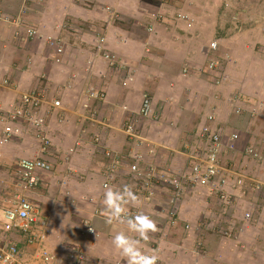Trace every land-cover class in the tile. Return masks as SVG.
Wrapping results in <instances>:
<instances>
[{"label": "crops", "instance_id": "0c3cea01", "mask_svg": "<svg viewBox=\"0 0 264 264\" xmlns=\"http://www.w3.org/2000/svg\"><path fill=\"white\" fill-rule=\"evenodd\" d=\"M32 3L35 1L0 0V14L5 17L0 19V75L12 78L16 87L0 88V100L9 103L21 92L45 87L49 99L62 102L61 109L53 110L49 103L43 109L48 119L52 151L65 153L75 142L81 144L69 164L64 161L56 168L61 173L59 191L65 195L60 193V198L66 207L58 215L49 210L47 201H43L41 213L53 230L49 240L63 236L69 239L70 245L84 244L82 250L94 255L96 260L110 258L112 263L126 264L113 247L112 238L120 231L136 235L127 226L106 224L103 211L99 210L103 205V184L116 156L121 164L112 186L122 187L126 179L130 181V167L136 163V156L142 157L139 167L143 171L153 169L172 175L184 172L196 159L197 154L190 148H195V143L200 145L198 133L208 123V117L214 116L212 109L216 116L209 123L211 127L221 129L226 135L236 132L240 135L234 152L223 150L221 160L225 168L227 163L232 165L227 160L234 159L247 141L264 154V131L260 124L254 128L256 124L252 122L253 127L248 131H238L236 120H231L237 108L251 115L252 109L264 102V3H253L243 10L245 15H255L256 20L244 18L240 33L229 37L232 29L228 31V25L221 19L220 0H45L43 17L39 13V18L34 19L62 41L65 51L59 63L48 45L40 43L46 36L34 38L31 48L23 44L27 42L24 35L22 43L12 42V33L23 28L17 20L21 16L34 15V9L28 7ZM89 6L95 8L91 10ZM168 15L173 19L166 17ZM184 16L186 18H181ZM99 35L105 37L106 51L127 67L111 65L103 59L95 48ZM213 41L219 45L216 50L209 48ZM9 42L12 43L9 45ZM218 52L222 57L224 78H227L215 84L219 77L216 71H208L207 76L201 68L210 58L216 59ZM185 68L189 69L186 73ZM89 86L105 92L107 98L91 102L85 110L83 103ZM144 95L151 96L156 116L139 119L136 140L128 137L123 127L140 109ZM230 96L234 104L225 100ZM49 111L52 112L48 114ZM180 129L186 130V135ZM25 147L28 158L53 161L50 152H43L35 138L17 139L2 149L10 158H22ZM240 153L244 163L248 158L244 157V152ZM250 163L249 175L243 164L234 168H240L249 177L264 180V169L255 167L253 160ZM44 176L41 174L42 180ZM40 186H44V181ZM160 189H154L152 197L157 199L150 203L147 200L151 197L137 189L140 204L129 207V210L143 211L156 222L158 231L151 233L150 242H142V246L144 251L158 255V264H264V207L261 212L254 208L256 200L264 203L260 198L264 197V191L246 188L242 194L235 193L236 199L246 204L243 209L257 213L253 224L245 227L242 215L238 225L227 227L226 222L213 225L215 231L217 227L235 230L245 227L240 239L233 241L218 234L216 237L200 229L204 221L199 222L197 236L202 237L206 248L199 249V244L192 246L181 240L178 230L196 214V204L186 201L187 209L179 216L178 227L169 229L167 222L156 215L160 214L157 202L162 198ZM39 195L44 198L43 194ZM209 198H205L204 207H213ZM88 199L90 206L82 203ZM84 210L88 213H82ZM78 226L80 231H85L84 236L94 241L86 244L72 240L71 235L65 237L67 231L71 232L73 227L76 231ZM90 226L96 234H90L87 230ZM53 227L61 229V235ZM239 241L246 246H239Z\"/></svg>", "mask_w": 264, "mask_h": 264}, {"label": "built area", "instance_id": "2783aa9c", "mask_svg": "<svg viewBox=\"0 0 264 264\" xmlns=\"http://www.w3.org/2000/svg\"><path fill=\"white\" fill-rule=\"evenodd\" d=\"M259 1V0H256ZM226 6H229L226 4ZM5 18L0 14V19ZM181 18H186L181 17ZM18 23L21 20H17ZM26 38H36L39 31L35 28L25 27L23 31L17 30L15 36ZM45 41L49 49L55 55V61L59 63L61 56L64 54L65 47L62 41L54 36L48 35ZM95 48L101 54L103 59L109 64H118L121 68L126 67L124 64L116 59V56L105 49V37L99 35L96 38ZM210 49H218V43L213 41L210 43ZM207 71L215 72L218 69V62L210 58L207 62ZM189 71L184 69V73ZM216 84H220L224 77H218ZM0 88L16 89L15 84L10 78H0ZM107 95L93 86H89L85 91V100L83 108L88 110L90 103L94 101H104ZM50 104L53 110L61 109V100L49 99V91L44 88L38 90L21 92L17 99L12 102H5L0 100V148L9 145L23 135V126L26 125L32 132L33 137L39 142L43 152L52 147V140L48 133V119L43 112L44 106ZM127 108L124 111L127 112ZM52 111H49L51 113ZM236 114H241L242 109L237 108ZM252 114H264V102L259 103L252 109ZM156 116L154 105L151 96L144 95L142 104L136 115L124 123V132L128 137L138 139L137 125L140 118H148ZM214 116L208 117V123L203 125L198 133V137L204 142V153L197 155L190 165V168L181 175H172L170 173H157L153 169L141 170L139 162L141 156H136V163L130 167V172L137 175L140 181L141 189L148 196L154 194V189L157 185L168 186L172 190L170 197V208L167 212L169 224L175 227L178 224L177 209L181 198L186 190V186L190 185L192 188H203L210 192L217 193L220 202L223 205H230L232 199L228 191L232 188L241 189L247 184L248 179L246 173L241 170H231L222 166L223 150L234 152L239 141V133H231L226 135L222 130H215L210 126V122L214 120ZM80 146L79 142H75L72 148L64 155V161L69 162V159L77 151ZM153 153V151H150ZM244 155L247 158L264 161L263 155L254 147L247 146L244 149ZM67 164V163H66ZM121 164L118 156L115 157L112 165L108 170L107 180L103 184L112 185L116 181L117 169ZM27 165H31L28 167ZM54 169L53 164L40 157L22 158L17 165V190L6 198L0 206V264H58L57 257L48 249V241L52 235V227L49 222L44 219L40 208L28 196L30 192L34 191L41 181V174L52 173ZM254 190L264 191V183L262 181H254ZM3 188V183H0V189ZM20 188V189H19ZM19 189V190H18ZM25 191V193L23 192ZM131 215H135L138 210H129ZM253 218V211L246 210L242 216L243 221L250 223ZM115 223V222H114ZM117 225L124 226L126 224ZM216 230L223 237H228L232 229L219 228ZM90 234H96V231L91 226L87 229ZM243 230V229H242ZM199 249H202V244L199 243ZM77 263L83 264L86 257L77 253L73 256ZM119 264V263H118Z\"/></svg>", "mask_w": 264, "mask_h": 264}, {"label": "rangeland", "instance_id": "374dc122", "mask_svg": "<svg viewBox=\"0 0 264 264\" xmlns=\"http://www.w3.org/2000/svg\"><path fill=\"white\" fill-rule=\"evenodd\" d=\"M34 1H35V3H32L31 7L28 6L29 8L34 9V13H32L34 15L33 16L31 15L29 17L25 15V16L20 17V20H21L20 27H23V28H21V31H23L25 27L35 28L39 31V35H41V37L42 36H48V35H50L51 29L46 28L43 24H41V25L38 24L37 22H35V19H34V18H37V19L39 18V13L42 14L41 18L43 17L42 9L44 7L45 0H34ZM220 1H221V4H220L221 19L225 20L224 21L225 25H228V27L226 28L228 31L230 29H232L231 32H229V37H231L233 33H235V34L240 33L239 30H241L242 21L244 18L245 19L252 18V21L256 20V19H254L255 15H252V14H251V16L245 15L243 10H245V9L247 10L248 8H250L253 3H262V2L264 3V0H259V1H256V0H220ZM213 4L215 5L214 2H213ZM213 4H212V6H213ZM226 4L229 6H226ZM92 8L94 9L95 7L92 6ZM92 8H90V6H89V9L92 10ZM39 11H41V12H39ZM28 14H30V13H28ZM166 17H168L169 19H173V17L170 15H168ZM262 21L264 24V18H262ZM250 22H251V19H250ZM120 23H123V21H120ZM1 24H4V23H1ZM247 24H249V22H247ZM46 31L48 32V34L43 35L42 32H46ZM15 33L14 34L12 33V35H14V37L13 36L11 37L12 42L22 43L24 41L23 37L17 38V36H15ZM51 35H53V34H51ZM25 40L27 42H23V44H26L27 47L31 48V45L33 44V40H35V39L34 38H26ZM42 40L43 39H41L40 43L47 44V42L45 40L44 41H42ZM12 42H9V45ZM219 53L220 52H218L216 55L217 60L215 59L216 61H218V69L215 73H217L219 75V77H224L222 57ZM21 56H22V54H21ZM27 61L28 60H25L26 64H27ZM120 62L125 65V63L122 60H120ZM206 66H207V64L201 68L202 69L201 71H202V73L209 76V73L207 71ZM3 75L4 74H1L0 77H3ZM3 78H7V75H4ZM10 79H11V81H13L12 78H10ZM217 79H219V78H217ZM215 82H216V79H215ZM6 90H8V89H6ZM14 99H17V96ZM225 100L227 102H229L230 104L235 103L233 101L232 96H230V98H225ZM252 104H254V103H251V105ZM211 112L214 114V116H216L215 115L216 111L214 109H212ZM233 114H234V112H233ZM150 119H148V120H150ZM231 120H233V121L236 120V125H238V126L237 127L235 126V129H238V131L240 129L242 131H246V130L248 131L251 127H253L252 122L256 124V126H254V128H256L258 126V124H260L261 130L264 131V114L254 115L251 112V115H250V114H247L246 112L245 113L241 112V114L239 116L234 114L233 117L231 118ZM21 126H23L24 132H23V135L21 137H19L18 139L25 140L28 138H34L32 132L29 130V128L26 125H21ZM213 129L216 130L217 128H213ZM180 130H181V132H183L186 135V132H187L186 130H184V131H182V129H180ZM219 130H221V129H219ZM196 131H195V134L197 133ZM194 138L196 140L198 139V137H194ZM198 140L200 142L199 143L200 145L198 146V144L195 143L194 144L195 148L191 147L190 150L191 151L193 150L194 153L197 155L198 154L202 155L204 153V150H203L204 149V142L201 139H198ZM16 142H14V144ZM252 145H254V144L250 143L249 141L244 143L241 146L240 150L237 152V155H234L235 158L233 159L230 157V159L227 160L232 164V165H230L227 163V169L235 170L234 166L236 167V165L240 166L241 164H243L244 166H246L245 170H246L247 174L249 175L250 173H248V169L250 168V164L252 165V163H250V162L253 159L248 158L247 161L244 160L245 162L243 163V159H241L243 157L240 156L241 155L240 152L241 151L243 152L245 147H247V146L253 147ZM72 146L70 148H72ZM80 146H81V144H80ZM197 147H199V148H197ZM255 147H258V145H255ZM26 150H27V148L24 149V152H23L24 154H23L22 158H28V156H27L28 152H26ZM46 152L47 153L50 152L49 155H50V158L53 159V161L49 160V162L51 164H53L55 166V168L53 169L52 173L43 174V175H45L44 177H42L43 180L41 179L37 188L34 191L30 192L28 196L30 197V199L35 204H37V206L40 208V210H42V206L44 205L43 201H47L48 202L47 206L49 207V210L51 209V212L59 215V213L62 212L66 206H65V204H63L64 202H62L63 201L62 198H60L61 197V195H60L61 191H59L60 190L59 182L61 181V176H60L61 173H58L56 168L61 163L64 164V154L66 152L63 153V152H57L55 150L52 151V147L49 148V150H47ZM244 157H245V155H244ZM263 157H264V154H263ZM22 158H18L17 156L10 158V155L8 156V153H5L4 149L0 148V183H3V188L0 189V206H1V203H3L5 201L6 198L10 197V195L14 192V190H17V188L15 187L16 183H18V179L16 176L17 165H18L19 160ZM253 161H255V167H257L258 169H260V168L264 169V161H256V160H253ZM69 162H67V163L69 164ZM223 165H225V164L222 162V166ZM241 168L243 169V167H241ZM239 169L240 168H238V169L236 168V170H239ZM186 171L176 173L175 175H181V173L185 174ZM62 173L64 176L65 172H62ZM130 177H131L130 181H127V179H126L125 185L131 186L132 190L138 195L137 189H138V191H139V189L142 190L141 185H140L141 183L138 180L137 175L132 174V175H130ZM247 177L249 179H252V180H248L247 184H245L246 185L245 187L249 188V189L250 188L254 189V186H255L254 181H264L262 178H259V177H254V176L253 177L247 176ZM42 181H44L43 187L40 186ZM127 182H129V184ZM134 182H136V185L134 184ZM100 185H101V183H99V185H98L99 186L98 190L100 189ZM247 186H249V187H247ZM157 188L158 189L161 188L160 192L162 194H160L161 195L160 197H162V198L157 201L158 205H159V213L160 214L157 213L156 215H157V217L159 215L160 219L167 222V225H168L167 227H169V229L177 228L178 224L175 227H172L169 224V220L167 218V212L169 211V208L171 206V204L169 202H170V197L172 195V190H170L168 188V186H162V185L161 186L157 185V187L155 189H157ZM246 188H241V189L232 188V190H230V191H232L231 193H230V191H228L230 193L229 195L232 199V203L230 205H223V204H221L219 195L217 193L210 192V191H208V192L203 191L205 189H203V188H192V187H190V185H187L186 190H185V192L181 198L180 204L178 205V209H177L178 221L180 220L179 216L184 215V213H182V211L184 212V209L185 210L187 209L185 207L186 201L191 202V200H192L193 203L196 204L195 206L197 208H196V214H194L188 222H183L184 224L180 227V229L178 228V230L180 231L181 236H182L181 240L188 241V242L192 243V246H195V245L197 246L199 243H201L202 249H203V247H204V249H206L204 246V242L201 239L202 237L197 236V232L199 229L198 225H200L198 223L202 222V221H204V222L201 223L202 225L200 226V229L204 228L206 232H209L210 234H214V235H216V237L218 235L223 237L221 234L218 233V231L213 230V225L216 224L219 226V223H221L223 225V222L227 223L226 224L227 227L230 225H234V224L238 225L240 216L244 215L245 211L247 209H243L244 208L243 206H245L246 204L239 201L240 199H236L235 193L242 194V192L246 191ZM23 192L25 193V191H23ZM100 192H101V189H100ZM142 192H143V190H142ZM261 192L263 193V191H261ZM39 194H43L44 198L40 197ZM61 194L63 196L65 195L64 192H62ZM58 195H60V196L58 197ZM152 196H150L151 198H150V200H147V202L150 203L152 200L157 199L155 197L153 198ZM209 197L211 198V201H213V207H211V208H209L208 206L204 207L205 198H209ZM260 198L264 199V197L262 195ZM56 199H57V201H56ZM82 203H86V204L88 203V206H90L89 205L90 204L89 199L82 201ZM72 205L75 206L76 204H72ZM254 205H255L254 206L255 210L258 211L260 209V212L262 211V208L264 207V203L261 204V202H259L258 200H256V203ZM102 208H103V205H102ZM102 208H99V210L103 211ZM72 209L77 210V208H72ZM88 209H90V207ZM76 210L74 212L72 211L75 215H76ZM209 210H212L211 213L206 214V212ZM92 211L94 214L95 209H93ZM82 213L87 214L88 212H86L84 210V211H82ZM256 215H257V213L253 212V218H252V221L250 223H246L245 221H243L245 227L248 226L249 224H253V220H255V221L257 220L255 218ZM191 223H193V224L196 223V224L192 225ZM53 226H56V224H53ZM124 226H126V225H124ZM164 226H166V223H164ZM245 227H243L242 229H245ZM73 228L75 229V227H73ZM76 228H77V230H76L77 232L73 231L74 229L72 230L73 232L67 231V233L65 234V237H67L68 235H71L72 240H76L78 242L83 241L85 243L90 242L89 240H92L91 238H87V236L83 235L84 230L80 231L79 226ZM53 229L56 230L58 228L53 227ZM242 229L241 230L239 229L240 230L239 231V230H235L234 228H232L230 235L226 238H229L230 240H233V241L235 239H240V237L242 236L241 235ZM61 233H62L61 229H58L57 234L61 235ZM79 237H81V238H79ZM93 241H94V239L91 242H93ZM263 242H264V240H263ZM69 243H70L69 239L68 238L65 239V238H63V236L61 239L54 238V239H52V241H50V240L48 241V244H47L48 249L57 257L58 264H80V263L76 262V259L75 260L73 259V256H75L77 253H81L86 257V260L83 264H115V262L114 263L111 262L110 258H108V259L101 258L100 260H96L94 255L90 256L87 252L85 253L82 250L84 244L83 245L78 244V246H74V245H70ZM242 244H243V246H246L243 242L239 241L238 245L240 246ZM79 250H82L83 252H81ZM106 250L107 249H105V251ZM116 264H118V262H116Z\"/></svg>", "mask_w": 264, "mask_h": 264}, {"label": "clouds", "instance_id": "9594fccd", "mask_svg": "<svg viewBox=\"0 0 264 264\" xmlns=\"http://www.w3.org/2000/svg\"><path fill=\"white\" fill-rule=\"evenodd\" d=\"M102 204L106 224H126L128 230L136 234L134 237L120 231L112 238L113 247L119 251L126 264H158V255L144 251L142 246V242L151 239V233L158 231L157 224L144 212L130 214L129 207H138L140 204V197L131 186L117 187L105 184Z\"/></svg>", "mask_w": 264, "mask_h": 264}]
</instances>
